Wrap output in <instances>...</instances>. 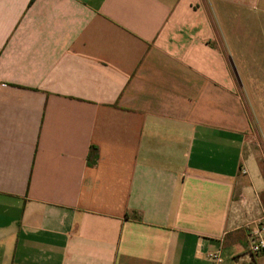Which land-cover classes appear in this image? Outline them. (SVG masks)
<instances>
[{"label":"crops","instance_id":"obj_1","mask_svg":"<svg viewBox=\"0 0 264 264\" xmlns=\"http://www.w3.org/2000/svg\"><path fill=\"white\" fill-rule=\"evenodd\" d=\"M264 0H0V264H264Z\"/></svg>","mask_w":264,"mask_h":264},{"label":"rangeland","instance_id":"obj_2","mask_svg":"<svg viewBox=\"0 0 264 264\" xmlns=\"http://www.w3.org/2000/svg\"><path fill=\"white\" fill-rule=\"evenodd\" d=\"M249 118L251 120V132L249 133V139L247 140V146L250 151H255L259 155L261 161L260 165L264 174V139L262 127L258 125L256 118L257 112L252 109H247Z\"/></svg>","mask_w":264,"mask_h":264},{"label":"built area","instance_id":"obj_3","mask_svg":"<svg viewBox=\"0 0 264 264\" xmlns=\"http://www.w3.org/2000/svg\"><path fill=\"white\" fill-rule=\"evenodd\" d=\"M250 250L264 257V218L259 219L249 234Z\"/></svg>","mask_w":264,"mask_h":264}]
</instances>
